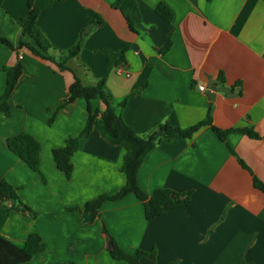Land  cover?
Instances as JSON below:
<instances>
[{"label": "crops", "instance_id": "0c3cea01", "mask_svg": "<svg viewBox=\"0 0 264 264\" xmlns=\"http://www.w3.org/2000/svg\"><path fill=\"white\" fill-rule=\"evenodd\" d=\"M46 2L5 0L0 9V34L13 46L0 43V96L6 83L1 69L22 66L10 115L0 113V179L36 213L0 200V236L16 246L30 234L40 238L44 251L26 264H127L111 258L102 227L126 252L155 250L156 261L144 264H264V194L252 183V175L264 183V0H138L136 33L111 0ZM159 4L171 11L169 23L156 14ZM31 8H42L36 27L58 61L99 21L67 61L70 71L17 48L19 41L34 46L18 24ZM168 38L170 49L162 55ZM105 50L117 55L110 68ZM75 75L84 85L106 76L116 113L140 137L164 124L188 129L209 113L216 128H253L260 139L233 132L221 141L210 126L189 139L161 138L145 156L137 184L148 196L158 189L191 191L186 210L148 222L143 203L128 194L102 203L98 217L84 223L79 210L88 201L124 186L125 152L93 130L71 157L70 178L56 168L52 151L78 136L87 120L82 98L56 112ZM212 86L217 92L210 102ZM91 106L104 108L99 100ZM21 133L40 145V174L6 146Z\"/></svg>", "mask_w": 264, "mask_h": 264}, {"label": "trees", "instance_id": "16d2710c", "mask_svg": "<svg viewBox=\"0 0 264 264\" xmlns=\"http://www.w3.org/2000/svg\"><path fill=\"white\" fill-rule=\"evenodd\" d=\"M5 0H0V9ZM54 1L63 2L66 0H47L45 7L49 6ZM138 0H111V7L120 12L124 18L128 29L132 33H136L135 26L140 23L141 17L138 9ZM210 1V0H209ZM42 8H31L27 15L18 21L22 28V34L28 36L34 46L19 41L17 48L25 47L34 56L40 59L54 63L62 70H69L66 66L68 60L76 58L81 50L82 42L88 35L90 30L99 24V21L91 23L90 28L80 35L76 44L70 48L66 54L61 55V60H55L49 55L50 44L47 39L40 33L36 27V20ZM156 14L165 22L172 20V13L164 4H159L155 9ZM0 43L13 49L12 44L2 37L0 34ZM171 41L168 38L160 54L164 55L170 49ZM108 59V67L110 68L116 60L117 55L110 51H103ZM122 59V56L120 57ZM6 74V83L3 94L0 96V113L5 117L10 115L9 98L14 91L20 77L22 76V66L17 63L13 67L2 68ZM70 71V70H69ZM75 74V73H74ZM106 76L98 80L94 85H84L81 80L75 75L74 81L70 84L67 90V97L62 104L58 106L56 112L63 107L72 104L77 99H84L87 103V120L84 129L74 138H68L63 147L56 148L52 151V156L56 168L62 172L67 178L72 174L71 157L79 149V141L86 138L90 132L97 130L100 135L110 144L120 146L124 150L123 162L121 171L125 175L124 186L113 195H100L88 201L81 211V220L84 223H92L99 214V208L104 202H114L123 199L128 194H133L138 200L143 203L144 216L146 221L150 222L158 217L177 212L184 211L189 205L191 191L177 193L168 189L155 190L150 196L146 195L137 184L139 169L145 156L152 151L161 138L177 134L182 138L189 139L203 126H210L219 140L224 141L229 133H239L247 136L250 139L258 140L260 136L253 128L246 129H230L220 130L212 124V119L208 113L205 120L200 121L196 125L188 129H179L167 124L157 127L151 134L146 137L138 136L133 129L128 126L113 104L112 97L106 91ZM99 100L103 105V110L93 109L91 103ZM126 105V100L117 104V107L123 109ZM8 150L24 162L28 168L37 174H40V145L29 134L21 133L10 137L6 140ZM233 154V150L229 148ZM241 166L248 170L247 166L239 160ZM253 187L264 194V183L256 176L252 175ZM0 200H9L13 203L12 209L29 213L35 217L36 213L32 212L25 204L21 202L16 192L3 179H0ZM77 210V209H76ZM102 233L110 236L105 227H102ZM111 237V236H110ZM112 248L110 249L111 258L115 261H122L127 264H144L145 260L152 263L156 261V251L136 250L133 253L122 250L115 240L111 237ZM44 251V246L40 242V238L35 234H30L22 246H16L9 240L0 236V264H26L34 255ZM71 264V263H60ZM239 264H253L242 260Z\"/></svg>", "mask_w": 264, "mask_h": 264}, {"label": "water", "instance_id": "95a60500", "mask_svg": "<svg viewBox=\"0 0 264 264\" xmlns=\"http://www.w3.org/2000/svg\"><path fill=\"white\" fill-rule=\"evenodd\" d=\"M216 92H217L216 86H212L208 89L207 96L210 102L214 100ZM106 246L108 249L112 248V240L110 236H106Z\"/></svg>", "mask_w": 264, "mask_h": 264}, {"label": "built area", "instance_id": "2783aa9c", "mask_svg": "<svg viewBox=\"0 0 264 264\" xmlns=\"http://www.w3.org/2000/svg\"><path fill=\"white\" fill-rule=\"evenodd\" d=\"M19 59H21V56H19ZM122 77H127V74H122ZM200 91H204V87L198 86Z\"/></svg>", "mask_w": 264, "mask_h": 264}]
</instances>
